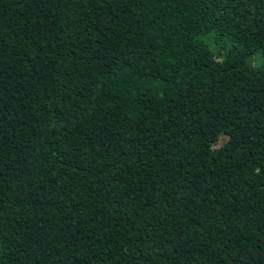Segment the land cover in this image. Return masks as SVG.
I'll return each instance as SVG.
<instances>
[{"label": "trees", "instance_id": "trees-1", "mask_svg": "<svg viewBox=\"0 0 264 264\" xmlns=\"http://www.w3.org/2000/svg\"><path fill=\"white\" fill-rule=\"evenodd\" d=\"M264 0H0V264H264Z\"/></svg>", "mask_w": 264, "mask_h": 264}, {"label": "rangeland", "instance_id": "rangeland-1", "mask_svg": "<svg viewBox=\"0 0 264 264\" xmlns=\"http://www.w3.org/2000/svg\"><path fill=\"white\" fill-rule=\"evenodd\" d=\"M264 62V61H263Z\"/></svg>", "mask_w": 264, "mask_h": 264}]
</instances>
